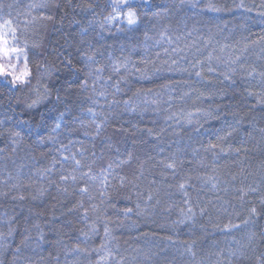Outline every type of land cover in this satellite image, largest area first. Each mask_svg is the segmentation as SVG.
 <instances>
[{"label":"trees","instance_id":"16d2710c","mask_svg":"<svg viewBox=\"0 0 264 264\" xmlns=\"http://www.w3.org/2000/svg\"><path fill=\"white\" fill-rule=\"evenodd\" d=\"M0 25V264H264V0H0Z\"/></svg>","mask_w":264,"mask_h":264},{"label":"snow or ice","instance_id":"6c2138e0","mask_svg":"<svg viewBox=\"0 0 264 264\" xmlns=\"http://www.w3.org/2000/svg\"><path fill=\"white\" fill-rule=\"evenodd\" d=\"M120 3L124 4V5H127L128 4V0H120ZM126 18H127L128 24L136 23V20H137L136 14L131 9L126 13ZM109 19H111V18H109ZM8 24H9V22L5 21V25H8ZM2 27H4V25H0V28H2ZM12 31L15 32V29H12ZM7 43H8V41L6 39H4V35L2 33H0V46L7 45ZM4 51H5V54H7L8 49L5 48ZM10 51L19 53V52H22L23 50L22 49L13 48ZM3 72H4L3 67H0V73H3ZM18 79H19V77L15 78L13 80V83H15L16 80H18ZM77 163H79V162H77ZM169 167H172V165H169ZM181 187H183V185H181ZM126 211H130V209H128ZM252 211L255 212V209H253ZM226 227H231V225H226Z\"/></svg>","mask_w":264,"mask_h":264},{"label":"rangeland","instance_id":"374dc122","mask_svg":"<svg viewBox=\"0 0 264 264\" xmlns=\"http://www.w3.org/2000/svg\"><path fill=\"white\" fill-rule=\"evenodd\" d=\"M128 1H131V0H128ZM5 48L8 49L7 54H5V51H4ZM10 54H11V51L9 48L6 47V45L0 46V67H3V69H4V72L0 73V74H4L3 76L10 75V73H9L10 67L7 64V60L9 59Z\"/></svg>","mask_w":264,"mask_h":264}]
</instances>
